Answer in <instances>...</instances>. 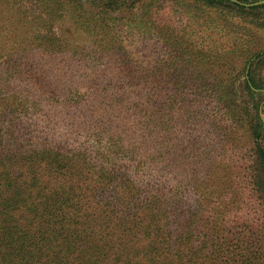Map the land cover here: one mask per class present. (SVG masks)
I'll return each mask as SVG.
<instances>
[{"label":"trees","instance_id":"trees-1","mask_svg":"<svg viewBox=\"0 0 264 264\" xmlns=\"http://www.w3.org/2000/svg\"><path fill=\"white\" fill-rule=\"evenodd\" d=\"M258 1L0 0V264H264Z\"/></svg>","mask_w":264,"mask_h":264},{"label":"rangeland","instance_id":"rangeland-1","mask_svg":"<svg viewBox=\"0 0 264 264\" xmlns=\"http://www.w3.org/2000/svg\"><path fill=\"white\" fill-rule=\"evenodd\" d=\"M176 21H178V17L175 18ZM76 36V34H75ZM188 38V37H187ZM196 36L191 37V39H195ZM121 40L123 46L126 48V50L131 54V57L135 60L137 63L145 64L148 61H153L156 56L164 57V51L161 48V45L157 42H153L152 40L149 41L150 46L147 45V41L144 39H141V37L138 36V34L133 30H125L122 32ZM155 44L153 46H156L154 49H152V44ZM264 100V96L261 101V116L264 117V106L262 101Z\"/></svg>","mask_w":264,"mask_h":264},{"label":"water","instance_id":"water-1","mask_svg":"<svg viewBox=\"0 0 264 264\" xmlns=\"http://www.w3.org/2000/svg\"><path fill=\"white\" fill-rule=\"evenodd\" d=\"M231 1H235V0H231ZM255 5L257 4H264V1H258L256 3H254ZM262 121L264 122V117H262Z\"/></svg>","mask_w":264,"mask_h":264}]
</instances>
